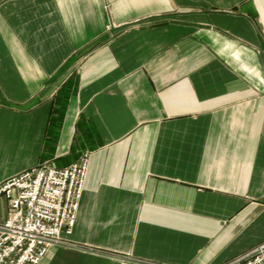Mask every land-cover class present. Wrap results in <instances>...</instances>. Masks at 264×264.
Returning <instances> with one entry per match:
<instances>
[{"label":"crops","instance_id":"1","mask_svg":"<svg viewBox=\"0 0 264 264\" xmlns=\"http://www.w3.org/2000/svg\"><path fill=\"white\" fill-rule=\"evenodd\" d=\"M84 153L74 225L38 264L263 242L264 0H0V183Z\"/></svg>","mask_w":264,"mask_h":264},{"label":"built area","instance_id":"2","mask_svg":"<svg viewBox=\"0 0 264 264\" xmlns=\"http://www.w3.org/2000/svg\"><path fill=\"white\" fill-rule=\"evenodd\" d=\"M88 168V156L61 168L39 164L0 183L7 199L0 222V264H38L62 233L74 225ZM225 264H264V241Z\"/></svg>","mask_w":264,"mask_h":264},{"label":"rangeland","instance_id":"3","mask_svg":"<svg viewBox=\"0 0 264 264\" xmlns=\"http://www.w3.org/2000/svg\"><path fill=\"white\" fill-rule=\"evenodd\" d=\"M84 154H85V153H84ZM84 154H83V155H84ZM86 155L88 156V154H86ZM62 243H63V241H62ZM53 246H54V245H53ZM48 249H49V248H48ZM48 249H47V250H48ZM44 255H45V254H44ZM42 258H43V257H42ZM42 258H41V259H42ZM39 262H40V261H39Z\"/></svg>","mask_w":264,"mask_h":264}]
</instances>
